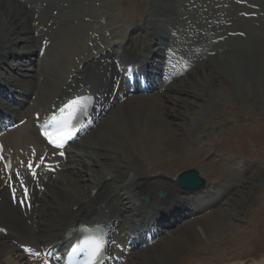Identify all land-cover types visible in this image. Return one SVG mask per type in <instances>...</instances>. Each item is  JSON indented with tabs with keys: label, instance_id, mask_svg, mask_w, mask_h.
Returning <instances> with one entry per match:
<instances>
[{
	"label": "bare ground",
	"instance_id": "bare-ground-1",
	"mask_svg": "<svg viewBox=\"0 0 264 264\" xmlns=\"http://www.w3.org/2000/svg\"><path fill=\"white\" fill-rule=\"evenodd\" d=\"M111 4L110 0H0L1 134L7 152L15 157L16 172L25 165L19 178L13 177L14 181L8 184L11 178L7 177L0 160V264H13L9 259L15 251L21 252L19 257L26 261L22 251L24 246L50 252L60 246L74 224L90 223L100 218L112 225L114 236L126 249L124 258L129 264H174L173 260L179 259L189 241L187 235L194 236V239L204 237L206 230L200 237L195 227H202L201 220L206 221L210 212L219 207L218 202L210 199L217 194L214 190L217 186L189 192L180 189L175 177L171 178L167 173L159 171L155 176L153 171L154 175H151V170L159 166V162L172 161L185 147L183 125L176 124L177 115L172 117L173 106L168 107V103L174 104L176 98V102L183 103L179 94L173 96V91H190V83L183 77L173 81V73L179 75L173 69L174 65L161 70L158 61L157 72L153 70V65L145 70L149 57H162L158 52L167 43L169 35L149 32L151 20L139 23L130 33L123 34V20H118ZM167 8L170 10L169 6ZM181 11L170 15L167 25H176L179 21L177 30L180 39L204 42L199 33L202 29L198 30V27L204 22L206 28L211 25V20L193 17L189 9L184 10L180 19ZM217 13L213 17L218 18L221 24L230 18L227 16L229 12L226 15ZM110 29L112 37H107L106 31ZM231 38L224 42L227 49L236 47V40ZM209 39L211 44L205 43L204 48L207 53L203 49L194 51L183 41L177 47L185 59L176 64L191 66L190 70L183 68L186 77L202 73L200 70L204 63L201 62L209 58V51L217 54L223 49L221 40L214 43V38ZM163 57L166 58V55ZM117 63H138L143 67L145 79H135L134 93L129 90L130 87L118 85L124 75L118 71ZM153 73L155 84L147 88ZM179 85H184V90H179ZM144 88L151 94L142 95ZM82 92H93L100 101L97 128L89 129L90 135L75 146L70 145L66 158L59 155L53 161L45 157L42 148L45 143L38 134L35 122L43 119L53 105L61 106L70 97ZM201 132L200 129L190 133L187 143L194 150L203 149L202 153L210 154L212 148H204L207 144L202 138L200 142L195 140ZM50 163L51 167L47 165ZM29 164L33 165L31 169ZM243 166L246 165L238 164L239 169ZM247 166L243 168L245 171ZM38 167L37 176H33L32 172ZM55 174L57 179H54ZM24 186L31 189L28 198H25ZM37 186H44L46 192L39 191ZM220 186L224 184L220 183ZM94 191L96 194H93ZM159 192L165 194L164 199L157 196ZM144 198L150 202L146 203ZM224 201L228 206L227 219L243 225L244 219L238 215L240 205L236 201ZM183 222L190 226L186 224L173 234L174 237L166 236L169 229L165 228H170V232L180 224L182 226ZM149 226L155 227L142 236L141 229ZM130 229L125 238L123 234ZM152 229L154 232H151ZM132 233L142 241L130 244ZM151 239L156 242L150 247ZM118 247L117 243L115 250L118 251ZM221 259L223 264L227 252L211 261L217 264L221 263ZM125 261L121 264H128Z\"/></svg>",
	"mask_w": 264,
	"mask_h": 264
},
{
	"label": "rangeland",
	"instance_id": "rangeland-1",
	"mask_svg": "<svg viewBox=\"0 0 264 264\" xmlns=\"http://www.w3.org/2000/svg\"><path fill=\"white\" fill-rule=\"evenodd\" d=\"M110 1L118 20H123V34L129 33L139 23L145 24L147 20H151L149 32L169 35L167 43L158 52L162 57L169 46H178L182 41L191 47L199 46L197 51L203 49L204 53H207L205 43L211 44L209 38H214V43L221 40L219 42L224 46L217 54L210 55L215 51L208 52L209 58L201 62L204 63L200 70L202 73H195L194 77H183L190 83V91H173V96L179 94L183 103L176 102V98L174 104L168 103V107L173 106L171 113L172 117L177 115L176 124L183 125L182 138L185 140L182 141L185 147L181 148V152L172 161L159 162V166L151 170V175L155 173L157 176L161 171L173 178L194 168L206 178L208 186H217L214 187L217 194L210 199L218 202L219 207L214 208L213 213L210 212V218L206 221L201 220L202 227H195L197 236L202 237L205 230L206 235L200 239L187 235L189 241L179 259L173 260V263L179 264L185 260L184 264H203L205 261L215 264L211 260L218 259L227 252V259L223 264H264V0H176L175 3L168 0ZM185 9H189L193 17L211 20L213 26L207 25L205 28L203 22L198 27V30L202 29V33H199L204 42L180 39L177 30L179 21L176 25H167L170 15L182 10V16H179L182 19ZM218 11L224 15L229 12L227 16L230 18H226L223 24L215 17ZM106 32L112 33L111 29ZM231 33L235 34L233 38ZM228 38L236 40L235 48L227 49L224 42ZM141 46L143 48V44ZM33 59L35 61L36 57ZM33 74L34 72L31 73ZM184 87L179 85V90H184ZM200 129L204 138L200 135L195 140L200 142L202 138L203 143L207 144L204 148H212L210 154L202 153L203 149H200L201 152L199 149L194 150L187 143L188 135L193 131L199 132ZM87 135L90 133L85 136ZM199 144L203 147V144ZM241 162L248 165L246 171L244 167L238 168ZM220 183L224 186L221 187ZM224 198L240 205L238 215L244 219L243 225L239 226L227 219L228 206L225 205ZM202 201L203 198L199 202ZM186 224L189 223L182 226L180 224V227L168 231L166 236L174 237L173 234L178 233ZM213 225L217 227L213 228ZM193 251L195 252L190 254ZM18 253H13L10 262L14 264V260H17L16 264H26L19 257L21 252ZM217 264H222V259Z\"/></svg>",
	"mask_w": 264,
	"mask_h": 264
},
{
	"label": "water",
	"instance_id": "water-1",
	"mask_svg": "<svg viewBox=\"0 0 264 264\" xmlns=\"http://www.w3.org/2000/svg\"><path fill=\"white\" fill-rule=\"evenodd\" d=\"M176 181L184 190H198L206 184V180L200 176V172L196 169H189L180 173ZM160 196H163V194H160Z\"/></svg>",
	"mask_w": 264,
	"mask_h": 264
},
{
	"label": "snow or ice",
	"instance_id": "snow-or-ice-1",
	"mask_svg": "<svg viewBox=\"0 0 264 264\" xmlns=\"http://www.w3.org/2000/svg\"><path fill=\"white\" fill-rule=\"evenodd\" d=\"M53 120H55V118H53ZM58 123H66V122H64V121H59ZM49 139H50V143H53V144L56 143L55 140H52L51 138H49ZM57 146H58V145H57ZM0 159H2V157H0ZM28 167H29V169H31V168L33 167V165H32V164H29ZM5 168H6V169L10 168V163H9V164H6V165H5ZM100 254L102 255V253H100ZM94 255H96V253H94ZM90 264H95V262H94V261H90Z\"/></svg>",
	"mask_w": 264,
	"mask_h": 264
}]
</instances>
